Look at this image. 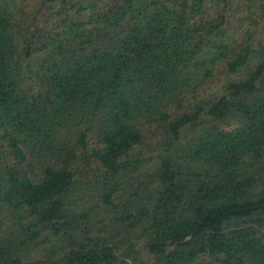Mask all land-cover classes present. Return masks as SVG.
Masks as SVG:
<instances>
[{
    "label": "trees",
    "instance_id": "1",
    "mask_svg": "<svg viewBox=\"0 0 264 264\" xmlns=\"http://www.w3.org/2000/svg\"><path fill=\"white\" fill-rule=\"evenodd\" d=\"M0 264H264V0H0Z\"/></svg>",
    "mask_w": 264,
    "mask_h": 264
},
{
    "label": "rangeland",
    "instance_id": "2",
    "mask_svg": "<svg viewBox=\"0 0 264 264\" xmlns=\"http://www.w3.org/2000/svg\"><path fill=\"white\" fill-rule=\"evenodd\" d=\"M141 253H142V256H144L145 257V250L143 249V248H141Z\"/></svg>",
    "mask_w": 264,
    "mask_h": 264
}]
</instances>
